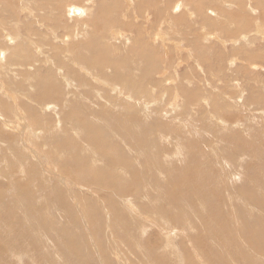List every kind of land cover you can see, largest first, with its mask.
Instances as JSON below:
<instances>
[{"label": "rangeland", "instance_id": "rangeland-1", "mask_svg": "<svg viewBox=\"0 0 264 264\" xmlns=\"http://www.w3.org/2000/svg\"><path fill=\"white\" fill-rule=\"evenodd\" d=\"M0 80V264H264V0H0Z\"/></svg>", "mask_w": 264, "mask_h": 264}, {"label": "bare ground", "instance_id": "bare-ground-1", "mask_svg": "<svg viewBox=\"0 0 264 264\" xmlns=\"http://www.w3.org/2000/svg\"><path fill=\"white\" fill-rule=\"evenodd\" d=\"M92 2V1H91ZM88 3V2H87ZM185 3H183V5H184ZM188 6V5H187ZM183 7V6H182ZM186 7V6H185ZM89 8V7H88ZM109 8V7H108ZM142 8V7H141ZM188 8V7H187ZM75 12V13H77V12H79V10L78 9H74L73 8V10H72V12ZM183 11H185L184 9H183ZM182 11V12H183ZM170 12V11H169ZM83 14V13H82ZM81 14V15H82ZM134 15V14H133ZM149 16V15H148ZM146 20V19H145ZM147 21V20H146ZM148 21H149V18H148ZM147 21V22H148ZM247 21H249V20H247ZM241 27V26H240ZM131 30V29H130ZM161 30V29H160ZM204 30V29H203ZM142 31V30H141ZM159 31V30H158ZM167 31V30H166ZM125 32V31H124ZM243 33V32H242ZM245 33H249V36L247 35V34H244L243 35V37L245 38V40H247L249 43H251L252 44V46L254 45V42H255V40L256 39H254V38H252L251 37V31L249 30L248 32L246 31ZM159 34V33H158ZM161 35V34H160ZM242 36V35H241ZM89 37H91L92 38V36H89ZM240 37V34L238 35V37H236V39L235 40H238V38ZM91 38H90V40H91ZM103 38V37H102ZM104 40V39H103ZM86 41V40H85ZM254 41V42H253ZM134 42V41H133ZM239 42V41H238ZM258 42V41H257ZM84 44H86V43H84ZM257 44V43H256ZM88 45H91V42L89 43L88 42ZM247 45V44H246ZM246 45H244L243 46V48H247V46ZM84 46V45H83ZM82 46V47H83ZM106 46V45H105ZM257 46V45H256ZM86 47V46H85ZM88 47V46H87ZM84 48V47H83ZM128 48V47H127ZM7 49V48H6ZM70 49H71V47H70ZM92 49V48H91ZM251 49V48H250ZM252 49H254V48H252ZM136 50V49H135ZM246 50V49H245ZM247 50H249L248 48H247ZM74 51V50H73ZM78 51H79V48H78ZM86 51H87V49H86ZM90 51V50H89ZM76 52H77V50H76ZM152 52V51H151ZM67 53V52H66ZM71 53V52H70ZM83 53V52H82ZM81 53V54H82ZM89 53V52H88ZM96 53V52H95ZM98 53V52H97ZM137 53V52H136ZM77 54V53H76ZM90 54V53H89ZM111 54V53H110ZM97 56L98 55H100V52H99V54H96ZM133 55V54H132ZM73 56V55H72ZM92 56V55H91ZM154 56V55H153ZM13 57V56H12ZM68 57V56H67ZM95 57V56H94ZM99 57V56H98ZM66 58V57H65ZM73 58V57H72ZM75 58V57H74ZM73 58V59H74ZM78 58V57H77ZM88 58V56L86 57V55L84 56H82L81 57V60L84 62L86 59ZM90 58V57H89ZM103 58V57H102ZM101 58V59H102ZM147 58V57H146ZM68 59V58H67ZM75 61H77L76 60V58L74 59ZM78 60H80V59H78ZM95 60V59H94ZM104 60H106V59H104ZM111 60H112V58H111ZM251 60V59H250ZM100 61V59L98 60V62ZM249 61V60H248ZM252 61H254V60H252ZM251 61V62H252ZM257 61V60H256ZM72 62V61H71ZM97 63V62H96ZM99 63H102L101 61L99 62ZM99 63H97V65L99 64ZM104 63V62H103ZM106 63V62H105ZM104 63V64H105ZM136 63V62H135ZM255 63V62H254ZM108 64V63H107ZM92 66H93V64H91ZM100 65V64H99ZM102 65V64H101ZM121 65V64H120ZM80 66V65H79ZM89 66V65H88ZM92 66H89V68H91V69H93L94 67H92ZM131 66V65H130ZM242 66V65H241ZM98 67V66H97ZM112 68H114V66L112 67ZM122 68V67H121ZM125 68V67H124ZM117 69H119L120 70V67H118ZM116 68L114 69V70H116V71H118ZM133 69H135V68H133ZM128 70H129V68H128ZM136 70V69H135ZM249 70H251V69H249ZM133 71V70H132ZM137 71V70H136ZM76 72V71H75ZM112 72V71H111ZM139 72V71H138ZM104 73V72H103ZM108 73V72H107ZM254 73V72H253ZM105 74V73H104ZM244 75V74H243ZM105 76V75H104ZM104 76H101V77H104ZM118 76V75H117ZM135 77V76H134ZM143 77V76H142ZM116 78V77H115ZM168 78V77H167ZM53 79V78H52ZM211 79V78H210ZM112 80V79H111ZM162 80V79H161ZM187 80V79H186ZM66 81V80H65ZM81 82V81H80ZM159 82V81H158ZM5 83V82H4ZM9 83V82H8ZM8 83L6 84V86L2 83V81L0 80V91L2 90L1 89V87L3 88V90H8L10 87H8L9 85H10V83H9V85H8ZM55 83V82H54ZM69 83V82H68ZM211 83V82H210ZM80 84V83H79ZM160 84V83H159ZM164 84V83H163ZM82 85V84H81ZM79 86V85H78ZM107 86V85H106ZM109 86V85H108ZM112 88V87H111ZM166 88V87H165ZM170 88V87H169ZM134 89V88H133ZM48 89L46 88L44 91H47ZM64 90V89H63ZM115 90V89H114ZM192 90V89H191ZM215 90V89H214ZM193 91V90H192ZM51 92V91H50ZM209 92V91H208ZM16 93V92H15ZM56 93V92H55ZM59 94V93H58ZM64 94V93H63ZM141 94V93H140ZM207 94H209V93H207ZM47 95V94H46ZM211 95V94H210ZM6 96V95H5ZM47 96H49V95H47ZM197 96V95H196ZM201 96V95H200ZM18 97V96H17ZM16 97V98H17ZM44 97V96H43ZM46 97V96H45ZM64 97V96H63ZM210 97V96H209ZM53 98V97H52ZM146 98V97H145ZM201 98V97H200ZM53 99H55V98H53ZM63 99V98H62ZM84 99V98H83ZM104 99V98H103ZM2 100H3V98H2ZM74 100V99H73ZM205 100H206V97H205ZM41 101V100H40ZM66 101V100H65ZM64 101V102H65ZM76 101V100H75ZM108 101V100H107ZM56 102V101H55ZM58 102V101H57ZM89 102V101H88ZM190 102V101H189ZM2 103V102H1ZM43 103V102H42ZM46 103V102H45ZM76 103V102H75ZM200 103V102H199ZM201 103H203L204 104V102H201ZM208 103V102H207ZM12 104V103H11ZM77 104V103H76ZM65 106H67V104L65 103L64 104ZM79 105V104H78ZM90 105V104H89ZM129 105V104H128ZM197 105H199V104H197ZM200 105H202V104H200ZM199 105V106H200ZM82 106V105H81ZM134 106V105H133ZM187 106V105H186ZM196 106V105H195ZM13 107V108H12ZM58 107V106H57ZM64 107V106H63ZM129 107V106H128ZM72 108H74V107H72ZM81 108V107H80ZM194 108V107H193ZM199 108V107H198ZM202 108V107H201ZM9 109H11L12 110V112L10 113V115H9V117H11V115L12 114H17V111H18V109L19 108H15L14 107V105H12V106H9ZM215 109H216V107H215ZM10 110V111H11ZM64 110H65V108H64ZM177 110V109H176ZM179 110V109H178ZM195 110V109H194ZM197 110V109H196ZM207 111V110H206ZM214 111H216V110H214ZM74 112V111H73ZM77 112V111H76ZM75 113V112H74ZM62 114V113H61ZM61 114H60V117H61ZM222 114V113H221ZM221 114H219V116L221 115ZM19 115L20 116H22V113H19ZM131 113H130V115H128V117H129V119L130 118H132L131 117ZM180 115H182V114H180ZM192 115V114H191ZM195 115V114H194ZM8 116V115H7ZM57 117V116H56ZM59 117V118H60ZM74 117V116H73ZM186 117V116H185ZM197 116H195V118H196ZM215 117H217V116H215ZM183 118V117H182ZM219 118V117H218ZM221 118H222V116H221ZM4 119V118H3ZM188 119V118H187ZM190 119V118H189ZM224 119V118H223ZM61 120V119H60ZM66 120V119H65ZM69 120V119H68ZM192 120V119H191ZM196 120V119H195ZM18 121V124L17 125H20V128H21V130H22V128H23V131H24V133H25V131L27 130V126H25L24 125V119H18L17 120ZM62 122H63V119L61 120ZM237 121V120H236ZM192 122V121H191ZM69 123H71V122H69ZM201 124V123H200ZM71 125V124H70ZM75 125V124H74ZM197 125V124H196ZM209 125V124H208ZM22 126V127H21ZM193 126V125H192ZM72 127V126H71ZM74 127V126H73ZM106 127V126H105ZM208 128H210V127H208ZM73 129V128H72ZM85 129H86V131L88 132V138H90L91 137V139H92V142H94L96 139H98L99 138V135H101L102 133L100 132V130H98V131H93V133H91L90 131H89V128L88 127H85V126H82V131H85ZM124 129V128H123ZM74 130V129H73ZM125 130V129H124ZM42 131H44V130H42ZM130 131V130H129ZM34 132V131H33ZM50 132V131H49ZM27 133V132H26ZM25 133V134H26ZM127 133V132H126ZM11 134V133H10ZM23 134V133H22ZM25 134L23 135V136H25ZM110 134V133H109ZM21 135V134H20ZM33 135V134H32ZM114 135V134H113ZM100 137H102V136H100ZM39 138V137H38ZM25 139H27V138H25ZM30 139V138H29ZM102 139V138H101ZM202 141H203V138H202ZM22 142V141H21ZM23 142H24V140H23ZM110 142V141H109ZM27 143H29V142H25V143H23V145H27ZM39 143V142H38ZM197 146V145H196ZM26 147H29V146H26ZM200 147V146H199ZM36 149V148H35ZM35 149H30V147H29V150L32 152V154H36L37 153V151H35ZM97 149V148H96ZM98 150V149H97ZM130 158V157H129ZM109 161V160H108ZM112 161V160H111ZM113 162V161H112ZM168 162V161H167ZM109 163V162H108ZM114 163V162H113ZM115 164V163H114ZM109 166H112V165H110L109 164ZM121 166H123V164L121 165ZM111 167H109V169H110ZM115 168V167H114ZM116 168H117V166H116ZM119 168V167H118ZM111 171H113V170H111ZM105 172H106V170H105ZM108 172V171H107ZM69 173V172H68ZM114 174V173H113ZM107 175V174H106ZM126 175V174H125ZM107 177V176H106ZM115 177V176H114ZM64 178H65V176H63V178H61L62 179V181L64 180ZM109 180L110 179H108V182H109ZM110 182H112V181H110ZM108 185V184H107ZM108 187V186H107ZM186 196V195H185ZM223 196V195H222ZM214 201V200H213ZM201 202H203V201H201ZM204 203V202H203ZM215 203V202H214ZM189 205H191V203L189 204ZM204 205V204H203ZM179 206V207H178ZM177 207H178V210H180L181 208H182V206L183 205H178ZM205 206V205H204ZM189 207V206H188ZM196 209H197V207H196ZM214 210V209H213ZM181 211H182V209H181ZM176 216H177V214H176ZM211 216V215H210ZM186 219V218H185Z\"/></svg>", "mask_w": 264, "mask_h": 264}]
</instances>
